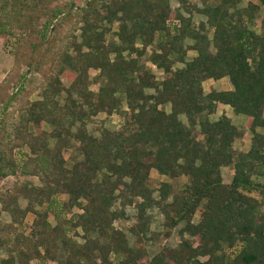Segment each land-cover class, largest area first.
I'll list each match as a JSON object with an SVG mask.
<instances>
[{"label":"trees","instance_id":"trees-1","mask_svg":"<svg viewBox=\"0 0 264 264\" xmlns=\"http://www.w3.org/2000/svg\"><path fill=\"white\" fill-rule=\"evenodd\" d=\"M16 1L17 8L0 5V34L31 32L36 1L60 3L36 31L40 43L56 41L50 52L59 56L41 99L23 106L0 136V179L21 175L36 182L0 194V264H45L57 259V250L63 264H264V30H252L264 0L244 8L239 0H176L174 8L172 0H83L81 6L75 0ZM70 17L74 26L57 48L56 30ZM148 47L149 63L161 72L158 81L139 62ZM89 72L96 73L93 90L87 88ZM223 78L229 90L203 93L201 83ZM216 103L246 118V152L233 150L242 134L227 118L208 119ZM122 104L117 130L99 126L97 137L87 135L85 125L96 115L112 120ZM41 123L48 132L28 130ZM70 144L77 159L67 167L63 155ZM22 148L16 160L13 153ZM226 167L232 175L223 185ZM151 171L186 183L178 192L166 182L151 190ZM126 206L135 214L123 226ZM152 209L164 230L181 224L186 239L147 259L145 214ZM27 215L33 220L24 231ZM76 229L80 244L69 235Z\"/></svg>","mask_w":264,"mask_h":264},{"label":"rangeland","instance_id":"rangeland-1","mask_svg":"<svg viewBox=\"0 0 264 264\" xmlns=\"http://www.w3.org/2000/svg\"><path fill=\"white\" fill-rule=\"evenodd\" d=\"M66 1V0H64ZM61 2V1H60ZM79 6L82 5L83 0H75ZM2 3H6L8 6L7 9H11L10 7H18L16 0H0V5ZM35 13L38 15L37 23L34 24L31 32H19L16 30L14 36H7L5 34H0V136L4 133H8L10 131V126L15 125L17 122V113L23 106H27L32 102L38 101L41 99V92L45 86L47 73H54L56 71V63H53L54 58H58L59 54L52 56L51 50L53 45L50 43L51 37H48L46 42L42 41L40 43L38 34L36 33L39 24L43 21L45 16H48L50 12L54 10V6H60V3H49L46 7H43V3L36 1ZM250 5H257L258 0H239L237 3V7L244 8ZM176 6V0H172L170 2V7L174 8ZM74 12V11H72ZM264 18V8L260 7L256 10L254 22L255 26L252 30L255 33H260L261 30H264V24H262L261 20ZM55 24L59 21V19L54 18ZM74 17L68 18L64 21V26L60 27V29L56 30V36L54 37L57 40L56 47L60 48L62 45V40L66 37L64 34L68 32L72 26H74ZM200 19L198 17H193V23H197ZM116 24L111 25V30L114 31ZM77 35V33H74ZM20 37L21 41H18L17 38ZM111 38V37H110ZM108 37V39H110ZM60 39V40H58ZM67 40H69L67 38ZM44 42V43H43ZM184 44H189L186 41ZM138 46V45H136ZM140 49V48H139ZM151 49L148 47L142 52L139 62L143 64L146 69L155 76V79L158 81L161 77V72L155 69L148 61V56L151 53ZM192 57V53H188L185 57V60H188ZM54 65V66H53ZM180 64H175L173 68L180 67ZM95 72H89L88 78L86 80L87 88L89 90H93L96 87V77ZM59 83L61 86H66L67 81L65 78L60 77ZM203 93H208L209 91H221V90H229L230 85L226 78L220 79L218 81H205L201 83ZM54 100V99H52ZM122 109L120 112L113 111L112 112V120L110 117H106L103 114H98L95 118L85 125V129L87 135L91 137H97L100 132L97 127L105 128L106 130L114 131L121 126L122 121V113L125 111L124 104H122ZM118 112V113H117ZM224 116L227 118L230 123L241 132L240 139L233 143L232 148L236 153H244L248 150L250 145L251 134L248 132L246 125V118L242 115H234L231 109L227 106L216 103L214 105V110L211 115L208 116L210 121H215L219 117ZM261 117L264 118V105L261 108ZM118 118V119H117ZM180 121L184 122L183 117L179 118ZM118 120H120L118 122ZM184 120V121H183ZM73 129V128H72ZM28 130L32 134H37L40 131H49V127L41 123L37 128L29 125ZM197 127L194 128V132L197 134ZM53 145V141L47 142V147L51 148ZM74 146V145H73ZM72 144L69 145L67 153L63 155L65 162V166H70L72 162L77 159L76 151ZM25 149H20L13 153V156L16 160L19 159L23 154H25ZM232 170L229 167L223 168L220 173L221 183L223 185H227L231 179ZM25 182H35L32 178H23L21 175L8 176L4 179H0V194L6 192H14V189ZM166 182L170 185V191L178 192L182 189L184 184L186 183L185 178L180 177L178 179H167L163 176L157 175L154 172H149L147 178V186L151 190H156V187L159 183ZM171 193V192H170ZM156 192L152 193V198L156 197ZM63 199V198H62ZM17 204L20 208L25 206V203L22 199L17 200ZM113 208L119 209L118 203H115ZM264 211V208H262ZM77 209L71 210L72 215L70 218L74 216V212ZM123 214L125 220L121 221L123 226H128L133 223L132 216H134L135 212L132 208L126 206L123 208ZM198 210H195L191 222L196 223L198 221ZM66 215V218L69 217ZM145 216L148 218L149 226L146 237L149 238L145 244L146 257L150 258L153 254L158 252L161 248H175L180 240V238L186 239V236L181 234V224L176 226L172 230H164L161 226L162 217L155 210L152 209L147 211ZM59 218H61L59 216ZM1 219L5 222H8V217L4 214L1 215ZM33 217L31 215H27L24 220V224L26 228L24 231L28 230V226L31 224ZM49 226H54L55 220L52 216H49L46 219ZM116 224H114L115 226ZM22 228L18 229L17 232H20ZM154 234V237L150 236ZM72 240L75 243L80 244V232L76 229L75 231L71 230L69 234ZM129 238L128 242L131 243L133 238L127 235ZM154 241H152V239ZM59 249V247H58ZM54 254V253H53ZM3 254L0 253V259L3 258ZM55 256V255H54ZM57 259L46 262L45 264H63L62 263V251L57 250L56 253ZM50 257V256H49ZM29 264H33L30 262Z\"/></svg>","mask_w":264,"mask_h":264}]
</instances>
